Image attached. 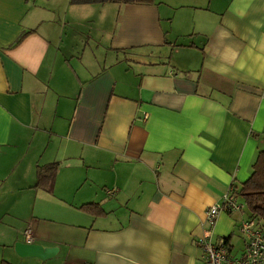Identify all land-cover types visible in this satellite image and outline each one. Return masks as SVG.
Returning a JSON list of instances; mask_svg holds the SVG:
<instances>
[{
	"label": "crops",
	"instance_id": "crops-1",
	"mask_svg": "<svg viewBox=\"0 0 264 264\" xmlns=\"http://www.w3.org/2000/svg\"><path fill=\"white\" fill-rule=\"evenodd\" d=\"M263 149L264 0H0L3 260L206 264V210ZM56 162L53 191L36 186ZM236 212L214 241L238 255Z\"/></svg>",
	"mask_w": 264,
	"mask_h": 264
},
{
	"label": "built area",
	"instance_id": "built-area-1",
	"mask_svg": "<svg viewBox=\"0 0 264 264\" xmlns=\"http://www.w3.org/2000/svg\"><path fill=\"white\" fill-rule=\"evenodd\" d=\"M242 210L235 196V187L232 185L224 194L221 203L213 205L206 210V227L203 236L198 239L202 247L206 264H264V223L250 217L238 224V232L245 240V249L242 253H232L230 244L226 239L214 241V229L221 213H233ZM31 232L27 231L29 241Z\"/></svg>",
	"mask_w": 264,
	"mask_h": 264
},
{
	"label": "trees",
	"instance_id": "trees-1",
	"mask_svg": "<svg viewBox=\"0 0 264 264\" xmlns=\"http://www.w3.org/2000/svg\"><path fill=\"white\" fill-rule=\"evenodd\" d=\"M75 4H92V3H153L154 0H72ZM26 35V34H24ZM21 36L20 39H22ZM19 39V40H20ZM59 163H50L37 168L36 186L44 187L48 191H53L57 173L59 171ZM235 196L245 200L250 210V217L256 218L264 222V149L258 153L257 159L253 165V173L251 177L237 188L235 187ZM85 212L102 215L104 210L97 203H87L81 206ZM1 264H13L3 260Z\"/></svg>",
	"mask_w": 264,
	"mask_h": 264
},
{
	"label": "water",
	"instance_id": "water-1",
	"mask_svg": "<svg viewBox=\"0 0 264 264\" xmlns=\"http://www.w3.org/2000/svg\"><path fill=\"white\" fill-rule=\"evenodd\" d=\"M15 249L20 256H34L42 260L52 257L57 251L56 247H44L34 242H17Z\"/></svg>",
	"mask_w": 264,
	"mask_h": 264
},
{
	"label": "rangeland",
	"instance_id": "rangeland-1",
	"mask_svg": "<svg viewBox=\"0 0 264 264\" xmlns=\"http://www.w3.org/2000/svg\"><path fill=\"white\" fill-rule=\"evenodd\" d=\"M138 57L146 58V57H148V55L145 54V55H143V57H142L141 55H139ZM238 203L241 204V206H242V210L236 212V214H237V215H241V214H242L244 217H248L249 214H250V210H249V207H248V205L246 204L245 200H244L243 198H241V199L238 200ZM236 231H237V230H236ZM236 231H235L234 233H235V235H238V232H236ZM238 236H239V237H242L241 235H238ZM15 250H16V249H15ZM17 254H18V253H17ZM18 258H19V257H18ZM3 259L8 260V259H9L8 254H4L3 252L0 253V260H3ZM14 259H15L14 261H16L17 263H20V261H21L20 258H19V259L14 258Z\"/></svg>",
	"mask_w": 264,
	"mask_h": 264
}]
</instances>
